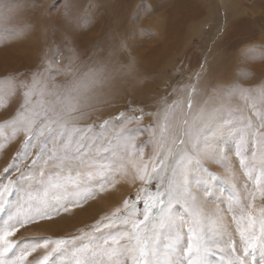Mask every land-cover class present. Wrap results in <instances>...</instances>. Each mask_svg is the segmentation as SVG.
<instances>
[{
	"label": "snow or ice",
	"instance_id": "1",
	"mask_svg": "<svg viewBox=\"0 0 264 264\" xmlns=\"http://www.w3.org/2000/svg\"><path fill=\"white\" fill-rule=\"evenodd\" d=\"M254 51L246 49L243 58L264 60V49L259 56ZM46 63L30 83L17 79L22 73L0 80V108L17 88L23 97L16 114L0 123V152L23 134L20 150L0 173L12 172L0 180V264H264V110L255 106L264 105V86L253 95L237 80L200 102L197 86L207 71L201 64L192 83L174 88V99L149 114L153 121L143 129L149 140L138 145L141 129L128 126L140 125L143 109L81 123L115 98V73L101 64L86 71L69 65L53 74L52 61ZM54 75L66 79L50 84ZM237 98L253 101L258 122H246L235 150L242 184L216 143L236 130L222 113H231ZM205 161L223 170L226 197L216 195L221 177ZM121 182L138 183L134 197L87 230L14 239L21 229L82 209Z\"/></svg>",
	"mask_w": 264,
	"mask_h": 264
},
{
	"label": "rangeland",
	"instance_id": "2",
	"mask_svg": "<svg viewBox=\"0 0 264 264\" xmlns=\"http://www.w3.org/2000/svg\"><path fill=\"white\" fill-rule=\"evenodd\" d=\"M113 1L121 2L0 0V17L8 18L6 23H0V80L22 73L17 79L30 83L33 72H43L47 67L46 60L52 61L51 72L55 74L69 65L80 66L81 71L95 64L107 68V64L116 59L118 62H114V69L119 70L123 65L128 68L130 66L131 79L117 84L119 90L115 98L109 104L101 105V111L81 123L98 124L118 112H127L129 108L143 109L146 115L140 125L128 126L141 129L136 140L138 145L149 140L148 133L143 131L153 121V115L149 114H156L165 100L170 103L174 99L170 95L174 88L192 83L193 74L200 71L201 64L206 66L207 71L202 73L197 86L200 89L197 100L200 102L212 95L214 89H227L237 80L243 88L250 89L253 95L256 89L264 86V60H246L242 56L249 48H253L257 56L264 49V0L256 7L261 22L253 28L255 31L250 30L249 26H254L256 22L238 23L240 19L236 17L229 23L236 25L237 22L239 25L231 24V28L227 24L228 20L225 24L223 0H148L150 5L142 8L141 5L147 1L134 0L140 7L133 14L125 10L123 12L126 2L116 12ZM253 1L247 0L239 6L253 11ZM203 6L206 8L203 9ZM197 7L200 11L192 18ZM241 16L247 17L245 14ZM180 17L184 18L183 21L179 20ZM118 29H122L121 33H118ZM119 34L124 35L119 45L126 44L129 55L123 56L118 46V53L113 54ZM160 53L163 55L159 56ZM133 64L140 65L137 67L138 74ZM210 67L213 68L211 74L207 73ZM246 72L250 75L241 78ZM65 79L64 75H54L49 83L61 84ZM22 102L21 90L17 88L16 93L8 98L6 107L0 108V123L11 119ZM255 106L264 110V105L258 101ZM252 107L251 100L237 98L233 101V111L222 115L231 116L236 122V130L216 141L229 154L241 184L244 177L235 150L245 122L249 119L257 122ZM22 140L21 133L0 152V173H3L20 150ZM144 150L146 156L150 155L152 145L147 144ZM204 166L221 177V180L216 181L215 191L217 196L226 197L230 186L224 181L223 170L210 161H205ZM8 175H12V172L0 175V180L6 182ZM136 187L138 183L130 185L121 182L113 190L98 193L82 209L58 217L54 222H41L38 226L21 229L14 239L77 235L79 229L87 230L95 220L108 213L125 197H134Z\"/></svg>",
	"mask_w": 264,
	"mask_h": 264
},
{
	"label": "bare ground",
	"instance_id": "3",
	"mask_svg": "<svg viewBox=\"0 0 264 264\" xmlns=\"http://www.w3.org/2000/svg\"><path fill=\"white\" fill-rule=\"evenodd\" d=\"M108 1H110V0H108ZM116 1V0H115ZM142 1V0H141ZM143 1H147V3L146 4H144V5H141V8L142 7H145L146 5L148 6V4L150 5V2L148 1V0H143ZM194 1V0H193ZM198 1V0H197ZM200 1V0H199ZM224 1V10H225V24H226V22H227V20H228V22H227V24L229 23V21H231L232 20V18L233 17H236L237 19H240L239 21H238V23H240V22H244V21H248V23L250 24V23H255L256 22V24L253 26H249V29L250 30H252L256 25H258L260 22H261V17H260V15L258 14V9L256 8V7H258L259 5H261L262 3H263V1L262 0H254L253 2H251V6L253 7V11H248V10H246V9H241L240 8V4L241 3H243V2H247V0H223ZM114 2V1H113ZM124 2H126L127 4H125V5H123L124 6V8H123V12H124V10L127 12V11H130V13L132 12V14L133 13H135L136 11H137V9L140 7L139 5L137 6V3L138 2H136V1H134V0H121V2L119 3V2H114V8H115V11L117 12L119 9H121L120 8V5L121 4H124ZM119 3V4H118ZM142 3V2H141ZM144 3V2H143ZM195 3V2H194ZM203 3H205V2H203ZM108 5V4H107ZM111 5V4H110ZM110 5H109V9H110ZM154 5V4H153ZM198 5V4H197ZM102 6V5H101ZM248 6V5H247ZM201 8V7H200ZM204 8H206V7H204L203 6V9ZM198 9V10H197ZM249 9V8H248ZM252 9V8H251ZM259 9H261V6H260V8ZM199 11H200V9L197 7L195 10H194V13H193V15H192V18L195 16L196 17V13L198 12L199 13ZM262 11H264V10H262ZM111 12V11H110ZM242 14H245V15H247V17L246 16H241ZM109 15H110V13H109ZM127 15V14H126ZM129 16V15H128ZM248 18V19H246V18ZM129 17H127V19H128ZM236 18H235V20H236ZM184 19V18H183ZM183 19H182V17H180L179 18V20L180 21H183ZM234 20V19H233ZM201 21V20H200ZM123 22V21H122ZM235 22V21H234ZM237 22H236V25H239ZM126 24V23H125ZM230 24V23H229ZM232 24V23H231ZM231 24L229 25V26H231ZM235 24V23H234ZM119 25H121V24H119ZM119 25H117V26H119ZM128 25V24H127ZM233 25V24H232ZM236 25H233V26H236ZM123 27V26H122ZM124 28H125V26H124ZM124 28H122V29H124ZM126 28H127V26H126ZM231 28H233L232 26H231ZM122 29H118L119 31H118V33H121V30ZM128 29V28H127ZM126 30V29H125ZM254 30V29H253ZM255 31V30H254ZM126 32H127V30H126ZM115 33V32H114ZM116 33H117V30H116ZM117 33V34H118ZM117 34H114V35H116L117 36ZM123 36L124 35H121V34H119V38H121V39H119L118 37V39H116V42H115V44H114V47H113V54H115V53H118L117 52V46L119 47V52L123 55V56H125V55H129L128 54V51H129V48H128V46L126 45V44H120L119 45V41L120 40H122V38H123ZM128 48V49H127ZM164 48V47H163ZM128 50V51H127ZM164 50L162 49V52H163ZM146 54V53H145ZM159 56H162L163 55V53H160V54H158ZM114 62H118V60H116V59H114ZM114 62H109L108 64H107V70L108 71H110V72H113V73H115V75H116V83L117 84H119V83H122V82H125L126 80H130L131 79V74H129V68H128V66H126V65H123L122 67H121V69H119V70H115L114 68H115V63ZM134 66H135V71H136V73L138 74V72H137V67H139L140 65H138V64H133ZM97 67L98 65H89V66H87V67H85L84 69H83V71H86L87 70V68L88 67ZM208 70H209V72H207V73H209V74H211V72H212V70H213V68L212 67H210V68H208ZM205 93V92H204ZM198 99V98H197ZM199 99H201V96L199 97ZM241 114V113H240ZM239 114V115H240ZM241 115H243V114H241ZM242 117V116H241ZM240 119V118H239ZM242 119V118H241ZM246 123V122H245ZM8 160V159H7ZM6 160V161H7ZM2 166V165H1ZM208 169H210V168H208ZM218 194V193H217ZM219 195V194H218Z\"/></svg>",
	"mask_w": 264,
	"mask_h": 264
}]
</instances>
